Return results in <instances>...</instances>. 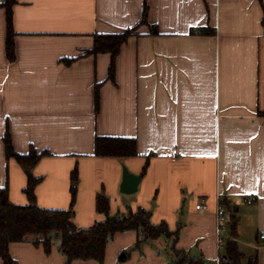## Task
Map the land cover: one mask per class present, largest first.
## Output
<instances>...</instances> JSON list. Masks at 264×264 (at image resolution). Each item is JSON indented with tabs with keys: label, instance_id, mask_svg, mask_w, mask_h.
Listing matches in <instances>:
<instances>
[{
	"label": "crops",
	"instance_id": "crops-1",
	"mask_svg": "<svg viewBox=\"0 0 264 264\" xmlns=\"http://www.w3.org/2000/svg\"><path fill=\"white\" fill-rule=\"evenodd\" d=\"M12 27L9 61L0 8V188L10 203L28 204L27 178L5 158L6 132L17 153H49L31 170L39 208L68 210L76 170V229L105 220L103 195L110 216L145 210L176 234L137 243L134 231L116 233L101 264H175L178 252L215 264L229 238L228 226L219 250L218 195L237 218L239 251L257 258L239 239L247 231L264 246V0H16ZM134 27L109 79L110 55L87 54L93 36ZM200 28L211 34L192 33ZM97 136L133 138L137 155L95 157ZM123 167L141 178L130 195L119 191ZM34 240L9 245L16 264H66L58 241L45 253Z\"/></svg>",
	"mask_w": 264,
	"mask_h": 264
},
{
	"label": "trees",
	"instance_id": "trees-1",
	"mask_svg": "<svg viewBox=\"0 0 264 264\" xmlns=\"http://www.w3.org/2000/svg\"><path fill=\"white\" fill-rule=\"evenodd\" d=\"M16 0H4L0 8L5 10L6 16V40L5 52L7 59H14L12 7ZM147 5L144 2L142 17L139 25L146 24ZM138 27V26H137ZM137 27L116 34H96L93 36V47L87 54H109L111 63L108 70V78H112L114 60L119 53L120 47L136 34ZM194 34H211L206 28L192 31ZM71 60H67V64ZM98 85L95 87L94 103L98 109ZM5 158L13 159L25 170L27 182L24 194L28 204L25 206L14 205L9 202L7 187L0 188V258L3 264H16L8 253L11 243L25 241L26 237L33 236V243L42 244L45 253L50 252L51 244L59 242V251L65 257V263L72 261L93 260L101 264L104 258L105 247L116 233L134 231L138 236L137 243L145 240H154L160 236H176L171 233L166 224L153 225L150 221V213L138 209L128 212L127 215H109V201L103 195L96 197V211L105 216V220L95 223L88 229H76L72 222L73 207L75 203L77 182L76 170L71 173V200L68 210H46L36 205L35 188L41 181L35 178L31 170L45 156L47 151H37L30 147L26 154L17 153L6 132L3 136ZM137 155L136 142L133 138H116L97 136L94 139L95 157H133ZM237 218L232 214L229 217V238L224 245V252L220 264H257L256 256L246 258L237 245ZM175 264H206L196 258L186 257L183 253H177Z\"/></svg>",
	"mask_w": 264,
	"mask_h": 264
},
{
	"label": "built area",
	"instance_id": "built-area-1",
	"mask_svg": "<svg viewBox=\"0 0 264 264\" xmlns=\"http://www.w3.org/2000/svg\"><path fill=\"white\" fill-rule=\"evenodd\" d=\"M256 199V197H249L245 200V203L250 205L253 203V201ZM216 209H215V236H216V243L217 248L220 250L224 244L223 236L228 233V222L229 218L227 217V214L224 210V207L222 206L221 196L218 195L216 198ZM205 206L200 203L195 206L196 210H199L200 208H204ZM260 240L264 241V233L260 235ZM221 257L217 258L215 261V264H220Z\"/></svg>",
	"mask_w": 264,
	"mask_h": 264
},
{
	"label": "water",
	"instance_id": "water-1",
	"mask_svg": "<svg viewBox=\"0 0 264 264\" xmlns=\"http://www.w3.org/2000/svg\"><path fill=\"white\" fill-rule=\"evenodd\" d=\"M140 176L131 174L128 170L122 168V180L119 187V191L122 194L130 195L136 192L137 186L140 182Z\"/></svg>",
	"mask_w": 264,
	"mask_h": 264
},
{
	"label": "rangeland",
	"instance_id": "rangeland-1",
	"mask_svg": "<svg viewBox=\"0 0 264 264\" xmlns=\"http://www.w3.org/2000/svg\"><path fill=\"white\" fill-rule=\"evenodd\" d=\"M241 235L242 237L239 239L241 250L245 254L253 253L256 251L258 264H264V246H261L260 243L250 242V240H247V238L245 237L246 235H249L247 231L243 232Z\"/></svg>",
	"mask_w": 264,
	"mask_h": 264
}]
</instances>
